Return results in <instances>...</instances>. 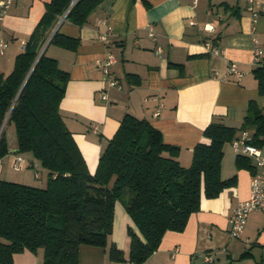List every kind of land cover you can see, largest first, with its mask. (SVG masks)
Instances as JSON below:
<instances>
[{"label": "crops", "instance_id": "obj_1", "mask_svg": "<svg viewBox=\"0 0 264 264\" xmlns=\"http://www.w3.org/2000/svg\"><path fill=\"white\" fill-rule=\"evenodd\" d=\"M50 1L13 0L0 19V42H8L0 52V72L8 74L14 69L17 55L24 51ZM148 1L146 5L143 0H103L82 25L63 14L53 31L80 38L79 46L72 49L50 43L49 37L41 49L69 74L61 114L91 173L126 113L149 120L166 142L181 147L179 159L190 166L196 144L209 141L204 131L212 121L240 128L251 104L264 108L254 72L264 67V56L261 63L254 61L255 47L264 50V0H256L260 15L254 31L247 0ZM208 22L215 24V31L205 29ZM149 23L154 24L157 39L149 36ZM108 25L113 33L107 44L100 35ZM207 41L221 52H211ZM157 45L163 48L161 53H156ZM108 52L117 57L112 71L121 87H109L97 64ZM232 61L243 71L241 78L228 73ZM105 91L107 100L102 97ZM93 123L99 125L98 132L92 130ZM224 151L222 175H236L237 183L217 197L203 193L201 208L191 214L186 228L167 231L159 247L141 264H264V210L250 213L242 237L230 234V216L249 196L253 173L238 168L239 155L231 141ZM29 160L41 176L40 161L32 156ZM129 227L141 235L124 201L118 200L108 244H82L80 264H129ZM114 244L126 260L111 258ZM44 255L42 247L25 249L15 254L13 264H46ZM207 255L213 261H207Z\"/></svg>", "mask_w": 264, "mask_h": 264}, {"label": "trees", "instance_id": "obj_2", "mask_svg": "<svg viewBox=\"0 0 264 264\" xmlns=\"http://www.w3.org/2000/svg\"><path fill=\"white\" fill-rule=\"evenodd\" d=\"M71 1L48 2L14 69L0 72V158L10 151L5 128L1 132L7 120L16 126L18 151H32L49 169L44 188L0 178V264H13L16 253L39 247L44 248L46 264H80L82 244H108L118 200L124 201L141 232L128 229V260L141 264L167 231L186 228L191 214L201 208L203 193L217 197L237 183L236 175H222L227 142L249 129L253 143L264 147V108L256 104L250 105L240 128L212 121L204 131L209 141L196 144L190 166L179 159L181 147L166 142L149 120L126 113L91 173L61 114L69 74L56 58L41 53ZM102 1L78 0L67 16L82 25ZM80 42L59 29L50 39L72 49ZM254 72L264 95V67ZM251 158L239 155L238 168L254 173ZM110 255L126 260L115 244Z\"/></svg>", "mask_w": 264, "mask_h": 264}, {"label": "built area", "instance_id": "obj_3", "mask_svg": "<svg viewBox=\"0 0 264 264\" xmlns=\"http://www.w3.org/2000/svg\"><path fill=\"white\" fill-rule=\"evenodd\" d=\"M78 0H72L68 10L66 11L65 15H67L68 11L77 3ZM13 0H0V19H3L12 5ZM247 9L251 13L252 17V30L256 29V22L259 18L260 11L256 7V0H247ZM194 22V21H193ZM205 29L209 31H215L216 26L215 24L208 22L205 24ZM113 33L112 26L108 25L106 30H104L100 38L105 43L110 42V36ZM148 33L149 36L157 39L158 34L155 30L154 24H148ZM255 42H258L257 38H255ZM207 48L213 53H220V49L215 47L211 41H207L206 43ZM8 42L2 40L0 42V52L3 53L4 49L7 47ZM163 48L160 45L156 47V53H161ZM264 56V50L256 46L254 49V61L255 63H261L262 58ZM117 61V57L114 53L108 52L103 59H99L97 64L102 67L104 78L107 80L109 87H121L120 83L116 79L113 71L112 65ZM229 74H235L238 78L243 76V71H241L238 67V63L232 61L228 68ZM103 99H108L109 94L108 92H104L102 95ZM160 113V109L156 112V114ZM92 130L94 132L99 131V125L97 123L92 124ZM234 150L237 152L238 155H245L254 158L256 163V171L252 174L251 177V185H250V193L249 196L243 200H241L237 207L233 209V212L230 216L231 228L230 234L232 237L240 238L242 237L248 217L250 213L254 211H263L264 210V152L261 146H258L253 143V134L249 129H245L241 131V133L231 141ZM25 165V158L22 154L16 152L14 154V162L13 166L16 170H21ZM3 169V160L0 158V171ZM35 175L37 177L40 176L39 172H36ZM206 260L211 262L213 261V257L210 255L206 256ZM129 264H137L130 262Z\"/></svg>", "mask_w": 264, "mask_h": 264}, {"label": "rangeland", "instance_id": "obj_4", "mask_svg": "<svg viewBox=\"0 0 264 264\" xmlns=\"http://www.w3.org/2000/svg\"><path fill=\"white\" fill-rule=\"evenodd\" d=\"M4 128L6 131L10 151L2 159L3 169L0 171V178L42 188L46 187L48 183L49 169L43 166L41 161L39 160L40 162L37 163L38 169L41 172V176L37 177L35 175V168L29 165V158L31 156L33 158L35 157L33 152L29 150L16 151V149H18V138L15 124L13 122H7L6 120L2 127V131L4 130ZM15 151L22 154L26 160L25 165L21 170H16L13 166L14 159L11 156L14 157Z\"/></svg>", "mask_w": 264, "mask_h": 264}, {"label": "water", "instance_id": "obj_5", "mask_svg": "<svg viewBox=\"0 0 264 264\" xmlns=\"http://www.w3.org/2000/svg\"><path fill=\"white\" fill-rule=\"evenodd\" d=\"M54 32H55V31H53V32H52V34H51L50 38L53 36ZM1 131H2V129H1Z\"/></svg>", "mask_w": 264, "mask_h": 264}]
</instances>
